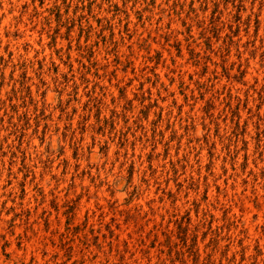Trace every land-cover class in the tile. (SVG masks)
Returning a JSON list of instances; mask_svg holds the SVG:
<instances>
[{"label": "rangeland", "instance_id": "obj_1", "mask_svg": "<svg viewBox=\"0 0 264 264\" xmlns=\"http://www.w3.org/2000/svg\"><path fill=\"white\" fill-rule=\"evenodd\" d=\"M0 264H264V0H0Z\"/></svg>", "mask_w": 264, "mask_h": 264}]
</instances>
